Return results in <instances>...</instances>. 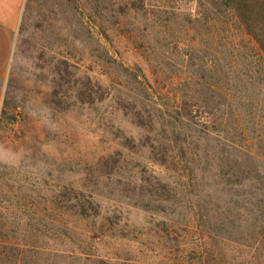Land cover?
Masks as SVG:
<instances>
[{
	"label": "rangeland",
	"instance_id": "obj_1",
	"mask_svg": "<svg viewBox=\"0 0 264 264\" xmlns=\"http://www.w3.org/2000/svg\"><path fill=\"white\" fill-rule=\"evenodd\" d=\"M238 13L26 0L0 76V238L38 249L0 264H264V50ZM67 227L91 254L54 240Z\"/></svg>",
	"mask_w": 264,
	"mask_h": 264
},
{
	"label": "trees",
	"instance_id": "obj_2",
	"mask_svg": "<svg viewBox=\"0 0 264 264\" xmlns=\"http://www.w3.org/2000/svg\"><path fill=\"white\" fill-rule=\"evenodd\" d=\"M229 7H233L238 10V14L241 18V21L245 23L248 31L254 35L257 41L260 43L264 50V0H224ZM79 212L89 218L90 216H94L91 213V208L95 207V202L91 199H85L78 203ZM98 211H96L95 215H98ZM78 229L75 227H67L61 234V236H56L55 238H63L64 236H71L74 238L72 233H76ZM99 236H105V232L103 227L100 228L99 232H97ZM81 234V233H80ZM31 235H28V237ZM69 238V237H68ZM69 243L72 246H76L71 249H65L72 252L70 255L83 256L87 255V253L91 254V249L94 247L96 242V237L92 234L87 233L81 240L72 241L69 238ZM63 242L64 239H63ZM76 244V245H75ZM38 246L33 244L31 241H26L23 244H19L18 242L8 241L7 239L0 238V263L3 261H8L12 259L16 263L21 262L26 259V254H34L37 253ZM57 252H60L57 250ZM56 252V253H57ZM190 253L192 256L196 255L197 261L195 264H236L229 263L224 260H220L219 258L225 255L223 252L218 249H205V251H199L196 248L191 247L190 249H184V253ZM186 253V254H187ZM81 254V255H80ZM82 258V257H81ZM90 261H95L96 264H112L111 260L105 258H94L90 259Z\"/></svg>",
	"mask_w": 264,
	"mask_h": 264
},
{
	"label": "crops",
	"instance_id": "obj_3",
	"mask_svg": "<svg viewBox=\"0 0 264 264\" xmlns=\"http://www.w3.org/2000/svg\"><path fill=\"white\" fill-rule=\"evenodd\" d=\"M26 0H0V76L13 60Z\"/></svg>",
	"mask_w": 264,
	"mask_h": 264
}]
</instances>
